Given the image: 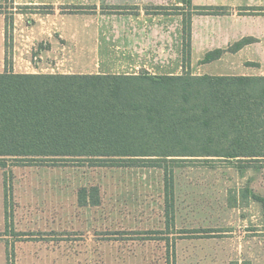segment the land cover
<instances>
[{
  "label": "rangeland",
  "instance_id": "1",
  "mask_svg": "<svg viewBox=\"0 0 264 264\" xmlns=\"http://www.w3.org/2000/svg\"><path fill=\"white\" fill-rule=\"evenodd\" d=\"M128 1L133 0H0V72L96 70L100 56L104 63L106 31L119 28L125 17L110 8L132 11L136 7L123 5ZM225 8L229 17H264V0ZM262 51L256 54L264 67ZM258 65L242 58L204 70L239 75ZM90 187L98 188L100 205L81 208L77 193ZM45 195L62 198L64 228L55 237L64 240V264H264V165L180 164L173 167L172 194L166 197L159 168L8 163L0 168L6 243L45 236L28 230L31 220L19 213L45 205Z\"/></svg>",
  "mask_w": 264,
  "mask_h": 264
},
{
  "label": "trees",
  "instance_id": "2",
  "mask_svg": "<svg viewBox=\"0 0 264 264\" xmlns=\"http://www.w3.org/2000/svg\"><path fill=\"white\" fill-rule=\"evenodd\" d=\"M95 11V7L90 8ZM111 14L137 8L111 7ZM254 9H247L253 11ZM182 17L178 76L0 73V168L88 165L159 168L172 194L173 167L185 163L264 165V76L192 75L191 19L225 16V7H151ZM12 14L10 15V18ZM5 17V27L9 23ZM207 53L202 64L253 43ZM6 197L5 177L3 181ZM79 207L100 205L97 187L81 188ZM5 228H7L6 204Z\"/></svg>",
  "mask_w": 264,
  "mask_h": 264
},
{
  "label": "crops",
  "instance_id": "3",
  "mask_svg": "<svg viewBox=\"0 0 264 264\" xmlns=\"http://www.w3.org/2000/svg\"><path fill=\"white\" fill-rule=\"evenodd\" d=\"M181 3L182 0H133L124 3V6L138 8L137 14L123 15L125 17H121L122 22L119 28L113 27L106 31L102 56L104 63L100 56L96 70L79 74L138 75L146 72L153 76L181 75L184 72L181 57L182 17L148 15L144 11L147 7H174L181 6ZM191 3L194 6L234 8L242 4L249 6L251 0H191ZM249 38L254 42L239 51L225 52L219 60L202 64L201 61L207 53L214 50L226 51L242 39ZM263 47L264 17L193 16L189 70L192 75L197 76H264V67L258 65L262 60H259L256 54L257 51L263 52ZM245 53H248V56ZM242 58L258 66L250 68V72L239 75L214 74L204 70L215 62L223 60L232 62ZM101 64L103 66H100ZM195 65L198 68L201 67L198 70L200 72H192ZM90 69L95 68L90 67ZM59 202L58 196L54 201L53 198L50 200V196L45 195L43 201L45 205L41 204L39 209L30 206L23 208L24 213L19 211L20 214H24L25 220H31L30 223L25 224L28 230L45 234L41 239H23L6 243V237L2 235L5 230V210L2 211L0 215V264H8L11 261L12 264H64L66 260L65 243L58 236L55 237L64 228L62 198ZM34 210H36L35 213H33ZM14 220L16 223L15 218ZM76 259L79 258L76 257Z\"/></svg>",
  "mask_w": 264,
  "mask_h": 264
}]
</instances>
